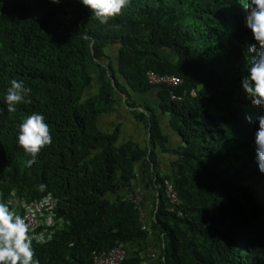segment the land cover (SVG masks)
Instances as JSON below:
<instances>
[{
    "label": "trees",
    "instance_id": "trees-1",
    "mask_svg": "<svg viewBox=\"0 0 264 264\" xmlns=\"http://www.w3.org/2000/svg\"><path fill=\"white\" fill-rule=\"evenodd\" d=\"M241 2L129 0L100 24L79 0H0V202L57 199L52 240L32 243L39 264H92L94 252L114 248L127 252L123 264H142L158 246V264H264L254 144L264 109L241 88L256 43ZM150 71L183 84L152 86ZM11 79L30 89L13 112L4 102ZM152 91L182 139L176 150L137 99ZM121 102L145 129V147L122 142L120 125L100 126ZM33 112L52 142L26 167L16 135ZM161 153L176 157L169 172ZM143 188L154 201L149 214Z\"/></svg>",
    "mask_w": 264,
    "mask_h": 264
},
{
    "label": "clouds",
    "instance_id": "clouds-1",
    "mask_svg": "<svg viewBox=\"0 0 264 264\" xmlns=\"http://www.w3.org/2000/svg\"><path fill=\"white\" fill-rule=\"evenodd\" d=\"M79 2L91 11L92 16L100 24H106L110 19L121 14L122 9L127 6L129 0H79ZM51 3H59V0H51ZM240 4L247 10L245 26L251 31L252 37L256 42L247 48L249 55L253 53L255 55L251 58L250 65L247 66V74L241 81V88L254 106L264 109V0H246V2L242 0ZM151 73L159 77V75L152 71L148 72L149 83ZM163 76L177 77L175 75ZM182 84L183 80L180 85ZM151 85L156 87L164 84ZM29 92L30 89L25 85L23 80L11 79L4 95L7 110L9 112L15 111L16 105L22 102ZM195 93V91L192 92L193 95ZM172 98L174 100L177 99L175 95H172ZM256 119L258 123V129L254 136L256 161L258 170L264 173V112L258 115ZM246 120L250 121V117H246ZM16 142L30 157L25 161V166L31 167L37 162L36 156L41 149L52 142V136L49 133V127L44 115L39 112H33L23 118L18 126ZM49 195L55 200V205L52 207L53 217L50 220V225H48V217L47 220L43 218L44 221L40 222L39 220V226L34 232L37 236L40 234L50 236L48 241L44 243H48L53 238V231L50 229H53L55 226V209L58 203L52 194ZM49 195H46L39 202L25 203L21 207L19 205L11 207L9 203L0 202V264H39V260L35 258L32 247L33 241L38 242L36 239L39 238L35 239L33 235L29 234L30 225L27 223L24 215L26 208L30 204L40 203ZM39 228H42L41 232H37ZM38 243L44 244L42 242ZM157 249H159V246ZM109 252H94L92 264H94V254H107ZM156 256L159 259V253ZM127 258L126 252L125 260ZM142 264H149L148 258Z\"/></svg>",
    "mask_w": 264,
    "mask_h": 264
},
{
    "label": "crops",
    "instance_id": "crops-1",
    "mask_svg": "<svg viewBox=\"0 0 264 264\" xmlns=\"http://www.w3.org/2000/svg\"><path fill=\"white\" fill-rule=\"evenodd\" d=\"M112 47L111 53L114 56V49ZM167 50L163 51L165 54ZM169 52V51H168ZM125 83V80H124ZM137 99L143 102L146 106L151 107L157 114L160 120V127L164 135L168 139L167 146L170 150H176L182 146L183 142L179 134L173 130L170 126V119L167 115L163 114L160 109V98L157 91H152L144 96H138ZM121 107L113 115L104 116L100 119L99 123L103 129L114 130L120 125V140L125 142L129 139H134L139 142L141 146L145 147L148 143V136L143 126L135 122L132 117L128 114V109L121 102ZM175 155L171 153L160 154V166L162 171H171V163L175 160ZM148 214L153 209L154 201L152 200L151 191L149 189H142ZM156 242V241H155ZM155 250L145 251V255L148 258L149 264H156L158 261L156 254H153ZM158 264V263H157Z\"/></svg>",
    "mask_w": 264,
    "mask_h": 264
},
{
    "label": "built area",
    "instance_id": "built-area-1",
    "mask_svg": "<svg viewBox=\"0 0 264 264\" xmlns=\"http://www.w3.org/2000/svg\"><path fill=\"white\" fill-rule=\"evenodd\" d=\"M150 83L153 85L157 84H168L170 86H178L182 83V80L178 77L173 76H155L154 74H150ZM167 196L170 198L171 202L178 203L177 194L171 190L167 189ZM140 198V196H139ZM137 198V201L140 199ZM55 205V200L49 195L40 203L30 204L26 208V212L24 218L27 223L30 225V235H33L38 242H46L48 241L50 236H46L44 234L36 235L34 234L35 230L39 226L40 222H43V218L47 220L48 217V225H50V220L53 217L52 207ZM142 215H145V212H142ZM126 258V252L121 248H115L107 254H94V264H122V262Z\"/></svg>",
    "mask_w": 264,
    "mask_h": 264
},
{
    "label": "rangeland",
    "instance_id": "rangeland-1",
    "mask_svg": "<svg viewBox=\"0 0 264 264\" xmlns=\"http://www.w3.org/2000/svg\"><path fill=\"white\" fill-rule=\"evenodd\" d=\"M156 251H159V249H156L155 251H154V253L153 254H158V252H156ZM158 260V259H157ZM156 264H157V262H156Z\"/></svg>",
    "mask_w": 264,
    "mask_h": 264
}]
</instances>
